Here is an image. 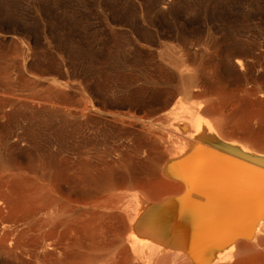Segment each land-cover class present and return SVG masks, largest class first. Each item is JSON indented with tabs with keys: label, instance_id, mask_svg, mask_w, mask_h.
Listing matches in <instances>:
<instances>
[{
	"label": "rangeland",
	"instance_id": "rangeland-1",
	"mask_svg": "<svg viewBox=\"0 0 264 264\" xmlns=\"http://www.w3.org/2000/svg\"><path fill=\"white\" fill-rule=\"evenodd\" d=\"M180 101L264 149V0H0V176L124 211L176 186Z\"/></svg>",
	"mask_w": 264,
	"mask_h": 264
},
{
	"label": "bare ground",
	"instance_id": "bare-ground-1",
	"mask_svg": "<svg viewBox=\"0 0 264 264\" xmlns=\"http://www.w3.org/2000/svg\"><path fill=\"white\" fill-rule=\"evenodd\" d=\"M180 108L161 165L176 186L124 211L63 195L41 164L1 175L0 264H264V149Z\"/></svg>",
	"mask_w": 264,
	"mask_h": 264
}]
</instances>
